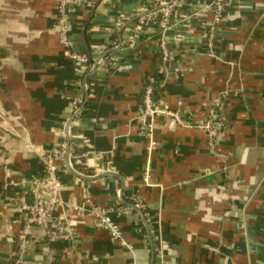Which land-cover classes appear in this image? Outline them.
Here are the masks:
<instances>
[{
    "label": "crops",
    "instance_id": "crops-1",
    "mask_svg": "<svg viewBox=\"0 0 264 264\" xmlns=\"http://www.w3.org/2000/svg\"><path fill=\"white\" fill-rule=\"evenodd\" d=\"M177 1L166 56L157 24L138 19L149 0H81L71 48L59 0H0V264H264V0H223L213 35L211 0ZM148 82L192 126L160 116L149 131ZM216 102L213 154L203 126ZM68 145L88 174L61 175L74 235L54 240L25 214L40 152Z\"/></svg>",
    "mask_w": 264,
    "mask_h": 264
},
{
    "label": "built area",
    "instance_id": "built-area-1",
    "mask_svg": "<svg viewBox=\"0 0 264 264\" xmlns=\"http://www.w3.org/2000/svg\"><path fill=\"white\" fill-rule=\"evenodd\" d=\"M82 4L81 0H59L58 4V19L57 31L60 37V43L65 48L73 46L70 39V34L73 31L72 14ZM177 0H149L148 11L142 17L138 18L143 24L145 21H151L157 24V32L161 37V46L163 52L167 55V34L175 26L174 15ZM211 7L213 8L214 20L209 25L210 35L216 31V26L220 24L222 13L224 11L223 0H211ZM159 20V24L157 21ZM103 53V50L100 54ZM73 59L77 62L89 63V58L80 55H74ZM154 92L151 86H146L143 93V116L142 118L148 121V129L152 131V123L155 117L166 116L174 120V122L181 127H190L192 123L185 118L184 115L168 110L161 109L156 106L153 98ZM74 113L81 112L83 105V95L81 92L75 94L74 97ZM220 103L216 102L210 114L207 123L204 124L203 129L207 133L210 140L211 153L215 154V142L221 136L224 129V120L220 118L218 110ZM13 135H16L13 133ZM1 150V147H0ZM42 158L44 175L34 183L35 187L40 192V196L28 207L25 214V223L27 227L39 226L45 230L46 236L54 240H69L74 235L73 222L68 215L61 214V207L63 202L61 200V191L63 183L61 175L68 173L69 170L66 164V148L58 146L48 153L40 152ZM84 156L82 154L70 153V160L73 166V160L76 164L83 165ZM87 172V171H86ZM84 176V173L78 172ZM97 176V174H95ZM68 210L75 211V206L69 207ZM97 219L96 226L98 228L108 230L117 240L121 239L118 228L108 218L104 212L96 211ZM162 256V254H159Z\"/></svg>",
    "mask_w": 264,
    "mask_h": 264
},
{
    "label": "water",
    "instance_id": "water-1",
    "mask_svg": "<svg viewBox=\"0 0 264 264\" xmlns=\"http://www.w3.org/2000/svg\"><path fill=\"white\" fill-rule=\"evenodd\" d=\"M66 164H67V168H68L69 172H71L73 175H75L76 177H78L80 179H87L86 176L80 175L79 173H77L74 170V168H73V166L71 164V160H70L69 145H68V147H66ZM130 207H132L135 210H138L142 214L143 219L145 220L143 211H142V209L139 206H137V205H130ZM145 224H146V220H145Z\"/></svg>",
    "mask_w": 264,
    "mask_h": 264
},
{
    "label": "trees",
    "instance_id": "trees-1",
    "mask_svg": "<svg viewBox=\"0 0 264 264\" xmlns=\"http://www.w3.org/2000/svg\"><path fill=\"white\" fill-rule=\"evenodd\" d=\"M157 23L159 24V20L157 21ZM146 86H151V87H152V85H151L150 82H148V83L146 84ZM146 86H145V87H146ZM154 92H156V89H154ZM143 93H144V92H143ZM73 164H74V166H75V168H76L77 170L81 171L82 173L88 174V172H86V170L83 169L82 165L76 164L74 160H73Z\"/></svg>",
    "mask_w": 264,
    "mask_h": 264
}]
</instances>
